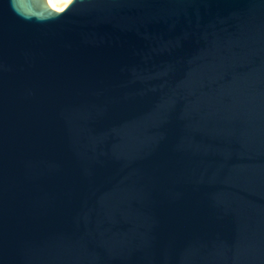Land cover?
I'll return each instance as SVG.
<instances>
[{
	"label": "water",
	"instance_id": "obj_1",
	"mask_svg": "<svg viewBox=\"0 0 264 264\" xmlns=\"http://www.w3.org/2000/svg\"><path fill=\"white\" fill-rule=\"evenodd\" d=\"M0 264H264V0H0Z\"/></svg>",
	"mask_w": 264,
	"mask_h": 264
},
{
	"label": "bare ground",
	"instance_id": "obj_2",
	"mask_svg": "<svg viewBox=\"0 0 264 264\" xmlns=\"http://www.w3.org/2000/svg\"><path fill=\"white\" fill-rule=\"evenodd\" d=\"M52 9L56 11L63 10L72 0H49Z\"/></svg>",
	"mask_w": 264,
	"mask_h": 264
}]
</instances>
